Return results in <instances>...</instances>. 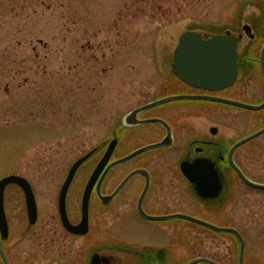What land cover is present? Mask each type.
<instances>
[{
    "label": "rangeland",
    "instance_id": "rangeland-1",
    "mask_svg": "<svg viewBox=\"0 0 264 264\" xmlns=\"http://www.w3.org/2000/svg\"><path fill=\"white\" fill-rule=\"evenodd\" d=\"M245 22L264 41V0H0V178H28L43 213L54 215L49 226L25 231L24 192L15 183L7 186L12 234L6 249L12 264L65 257L54 206L70 167L111 137L117 117L172 80L180 35L240 32ZM251 114L243 110L239 119L231 118V128L246 130ZM100 155L77 171L69 188L71 209H79L83 184ZM234 189L230 211L236 225L242 209L264 210L263 192L239 181ZM214 204L223 209L222 199ZM149 238L170 244L173 235L153 232ZM181 238L176 264L227 251L223 233ZM78 244V238L71 240V258Z\"/></svg>",
    "mask_w": 264,
    "mask_h": 264
},
{
    "label": "flooded vegetation",
    "instance_id": "flooded-vegetation-1",
    "mask_svg": "<svg viewBox=\"0 0 264 264\" xmlns=\"http://www.w3.org/2000/svg\"><path fill=\"white\" fill-rule=\"evenodd\" d=\"M245 24L251 26V33L246 32ZM232 33L240 37L237 74L231 85L221 89L195 86L180 78L172 66L173 78L170 82L162 83L153 91L151 98L115 119L111 137L101 140L91 150L90 157L97 152L101 155L83 184L79 209L70 208L71 185L66 194L68 220L77 225L83 218V196L88 181L113 143L111 157L101 166L89 194L87 228L84 232H74L65 226L59 192L55 199L54 219L62 228L65 257H50L44 259L43 264H93L94 258L96 264H176L180 260L177 246L183 243L181 235L199 231L223 233L227 237L224 242L227 251L222 257H207L221 264H231L234 260L240 264L242 240L237 233L214 230L182 214L238 230L244 244L242 264H264V210L242 209L239 225L233 222L234 215L230 211L238 181L247 188L264 193V187L245 180L231 162L232 158L250 181L264 185V130L252 136L264 127V106L254 109L224 100L253 105L264 103V68L261 63L264 41L260 40V34L250 23L245 22L240 32ZM177 95L181 97H173ZM161 99L165 100L159 101ZM156 101L159 102L142 108ZM243 110L253 114L246 117L248 128L239 132V129L231 128L230 119H239ZM246 137L250 138L236 146L231 157L235 143ZM124 138H128V149ZM144 146L147 147L129 159L114 163ZM199 159L210 165V174L220 180L221 191L215 197H202L196 182L184 170ZM129 174L130 178L118 189ZM195 175H198V170ZM33 191L37 217L33 223L30 222L26 204L25 231L44 224L49 226V220H53L54 216H49L47 211L43 213L44 204L39 202L35 188ZM220 199L223 200V209L215 210L214 203ZM24 200L26 203V197ZM242 200L245 205L246 196ZM8 223L9 234L2 239V244L9 264H12L6 249L12 234L9 218ZM153 232L171 234L173 238L170 244L160 241L151 243L149 234ZM76 238L79 240L78 249L71 258L70 243ZM36 260L37 264H41L39 259Z\"/></svg>",
    "mask_w": 264,
    "mask_h": 264
},
{
    "label": "water",
    "instance_id": "water-1",
    "mask_svg": "<svg viewBox=\"0 0 264 264\" xmlns=\"http://www.w3.org/2000/svg\"><path fill=\"white\" fill-rule=\"evenodd\" d=\"M244 29L246 30L247 33H251V26L249 24H245ZM239 37L240 36L238 35L232 34L230 30H227L225 33H216L209 37H204L202 32L195 30L184 31L180 35L178 45L174 51L173 67L175 73L186 82L199 87H205L209 89H221L231 85L234 82L237 74L236 58H237V47H238ZM261 63L264 68V46L261 54ZM173 97H181V95H177ZM165 99H161L159 101H163ZM224 100L254 109L261 108L264 106V103L259 105H253V104L240 102L237 100H231V99H224ZM159 101L147 104L142 108L155 104ZM263 130L264 127L258 132L254 133L252 136L256 135L257 133ZM250 137L243 138L237 143H235V145L231 149V157H232L233 149ZM112 146L113 143L110 145L107 152L104 154L103 158L100 161V165L94 170L92 176L88 181L83 196V218L81 223L77 225L71 224L70 221L68 220V216L66 214V208H65L66 194L68 192V188L75 176L77 169L91 155V152L81 156L75 161L62 186L60 193V210H61L62 219L65 226L74 232H84L87 228L89 194L93 184L95 183L96 177L99 173L101 166L104 163H106L111 157L113 150ZM146 147L147 146L138 148L133 152L114 161V163L125 161L130 157H132L133 155L141 152ZM231 162L236 167L239 174L245 180L256 186L264 187L263 184L250 181L244 175L241 169L235 164L232 158H231ZM210 169L211 166L208 164L205 165L204 160L202 159L197 160L195 164L190 165L187 168L184 167V170L188 175V177L196 182L199 194L205 198L215 197L221 191L220 180H218L215 177L216 175H214L213 177L212 174H210L211 173ZM197 170H198V175H195ZM130 176L131 174H129L123 180V182L119 185L118 189L125 184V182L130 178ZM10 183H16L23 188L25 192L30 222L33 223L37 217L36 198L32 185L29 182V180L26 177L19 174H9L0 178V252L4 258L5 264H9V260L2 244V238H6L8 236L9 226H8V219L4 205V198H5V188ZM182 215L190 219H193L201 224L209 226L217 231L231 230L237 233L242 240L241 260H240V264H242L244 244H243V239L238 230L234 228L218 226L202 218L188 216L186 214H182ZM95 259L96 258H94L93 264H96ZM198 262L221 264L205 256L195 257L192 260H190L188 264H196Z\"/></svg>",
    "mask_w": 264,
    "mask_h": 264
}]
</instances>
